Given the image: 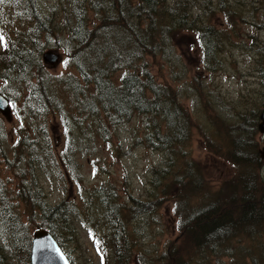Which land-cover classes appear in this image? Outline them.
<instances>
[{
  "label": "rangeland",
  "instance_id": "rangeland-1",
  "mask_svg": "<svg viewBox=\"0 0 264 264\" xmlns=\"http://www.w3.org/2000/svg\"><path fill=\"white\" fill-rule=\"evenodd\" d=\"M29 1L38 9L40 19L43 15L45 25L55 27V34L62 35L60 39L49 36L46 41L44 36L41 37L44 45L41 53L52 50L60 55L55 66L49 63L44 66V77L50 89V75L78 76L67 60L69 53L64 41L74 23L72 10L75 0ZM26 6L21 3L11 7L10 1L0 5L1 24L6 33L14 36L15 32L29 30L33 26L34 19L27 18ZM87 9L91 21L96 22L95 12L89 6ZM167 9L174 10L175 23L184 21L176 26L171 43L166 41L160 51L145 56L142 62L146 63L156 83L162 86L164 96L187 110L191 124V138L187 142L173 141L176 153L169 162V169L165 152L146 146L145 136L149 128L145 126L143 115L134 114L130 121L101 136L102 131L97 134L96 128L108 126L101 112L99 117H87L82 121L81 125L87 130L74 131L73 124L64 121L60 114L37 113L39 108L33 107V111L28 108L25 96L33 82L0 80V91L8 98L10 106L8 118L0 113L1 178L11 191L18 192L20 174L14 167L22 166L26 157L42 156L44 162H35L33 173L50 204L65 200L73 219L71 229L74 236L68 230L63 232L69 239L65 245L72 264H101L99 241L108 252V264H115L114 246L107 242V236H110L108 229L113 232L115 223L103 222L101 212L94 205H86L83 198L88 189L109 183L124 204L130 201L129 196L148 199L151 193L160 190L150 184L152 168L170 172L162 179L163 183L172 179L177 168L187 162L192 163L191 177L177 182L170 191L171 197L161 199L154 210L150 208L148 219L142 221L137 215L136 220L123 222L124 232L133 241V259L128 264H142L136 257L140 253L142 261L147 259L154 264H245L240 244L248 237L257 244L264 241V218L256 227L257 233L247 236L236 230L229 236L236 245L231 244L227 250L219 247L213 255L207 251L205 256L207 247L202 248L195 242L192 247L191 238L184 232L185 220L198 208L215 198L226 200L227 194L233 193L232 163L224 156L227 150L230 156L235 148L232 141L234 132H238V140L246 144L250 152L253 147L260 149L263 145V134L257 126L264 100V0H164L158 21L161 15L168 14ZM133 21L136 18L132 20L130 17L129 22L133 24ZM141 24H146L143 19ZM190 25L195 26L194 30L193 27L186 28ZM158 34L161 35V31ZM206 41L215 48L214 57L210 60L201 55L200 45ZM201 62L207 64L210 71H206ZM122 73L119 71L114 78L117 80ZM64 81L56 82L54 90L57 96L52 99L56 98L62 107L71 111L74 93L64 87ZM157 120L161 121L159 116ZM160 128L166 130L165 122ZM46 145L56 157L72 156L67 169L64 164L46 156ZM29 152L33 154L30 156ZM256 176L264 183V159ZM11 204L18 205L17 210L28 225L32 239L39 213L30 217V208L15 197ZM203 233V228L196 226L193 240L205 237ZM5 238L0 227L1 248H6L9 253L6 257L14 260L17 254L23 256V251L13 245L10 238ZM251 248L246 250L247 253L252 254ZM101 251L105 252L104 249ZM26 255L27 252L24 257ZM260 264H264V253Z\"/></svg>",
  "mask_w": 264,
  "mask_h": 264
},
{
  "label": "trees",
  "instance_id": "trees-1",
  "mask_svg": "<svg viewBox=\"0 0 264 264\" xmlns=\"http://www.w3.org/2000/svg\"><path fill=\"white\" fill-rule=\"evenodd\" d=\"M4 1H10L11 7L21 3L26 4L27 18H33L34 22L29 30L17 31L14 36H11L9 32L6 33L0 19V37H2L0 80L8 83L14 80L16 83L33 82L25 96L28 108L31 111L34 110L33 107L39 108L36 110L37 113L45 111V113L60 114L64 121L73 124L74 131L87 130L81 125L85 118L99 117L104 114L108 126L96 128V133L98 134L100 130L102 136L110 134V129L115 130L130 121L134 114L143 115L145 126L149 128L145 136L146 146L165 152V160L168 163L166 166L169 169L171 166L169 162L176 153L173 141L187 142L191 138L189 136L191 124L187 110L176 102L172 103L170 97L164 96V92L161 91L162 86L156 83L153 74L142 61L145 56L154 55L155 52L160 51L166 41L171 43L176 33L175 28H178L176 26L184 20L175 23L174 10L167 9L168 14L161 15L158 21L164 0H75L72 10L74 23L64 41L69 53L67 60L75 68L78 76L50 75L48 79L50 90L44 77L46 65L42 60L41 50L44 45L41 43V37L44 36L46 41L49 36L60 39L62 35L55 34V27L45 25L43 15L40 19L38 9L29 0H0V5H3ZM88 6L95 12L96 22L91 21ZM45 17L48 18V16ZM130 17L132 20L136 18L133 24L129 22ZM141 19L146 23L145 26L141 24ZM192 27L194 30V25L186 28ZM159 31L161 35L158 34ZM199 33L202 36L200 31ZM200 47L201 55H206L209 60L214 57L215 48L211 42H203V46L200 45ZM201 66L206 71H210L207 64L201 62ZM119 71L123 73L116 80L114 77ZM59 80H65L64 87L74 93L71 111L62 107L56 98L52 99L53 96H57L54 87ZM158 116L160 122L157 120ZM162 122H165L166 130L160 128ZM236 133L238 132L232 135V141L235 143L233 152L229 156L230 151L227 150L224 156L232 163L233 193L227 194L226 200L215 198L213 202H207L184 223L186 227L184 232L188 234V238H191L190 245L194 247L195 242L202 248L207 247L205 256L207 251L213 255L219 247L227 250L231 244L235 246L236 242H233V238L229 236L236 230L241 235H254L259 231L256 230L257 225L264 218V183L256 176L262 162L259 148L253 147L255 152L253 148L250 152L247 150V145L238 140ZM44 151L52 161L64 164L67 169L68 161L72 159L71 155L56 157L49 149V145L45 146ZM31 154L33 152H29L30 156ZM37 161L43 163L44 159L40 155L37 158L26 157L22 166L14 167V170H19L20 174L18 192L11 191L7 187L6 182L1 178L0 170V227L6 238H10L13 245H17L23 251V256L17 254L14 258L19 261L16 263L13 259L6 257L9 253L6 248L2 250L0 243L2 264H30L29 227L22 221L17 210L18 205L11 204L13 197L30 208V217L39 213L35 222L36 227L46 229L72 263L65 245V241L69 239L64 237L63 232L68 230L72 233L73 219L70 218L65 200L50 204L45 199L33 173V164ZM191 164L187 162L185 166H179L172 174V179L163 183L162 179L170 172L162 171L157 167L152 168L150 184L154 189L160 190L158 193H151L148 199L129 196L130 201L124 204L109 183L106 184L107 186L102 184L86 191L83 198L86 205L88 207L94 205L97 211L101 212L103 222L107 224L114 222L117 228L113 232L109 228L110 236H107L108 244L114 246L115 264L123 262L128 264L133 259L131 254L133 241L124 232L123 222L136 220L137 215L142 221L148 219L150 208L154 210L161 199L167 200L171 197L170 191L177 182H181L184 177H191L193 172ZM160 173L163 176H160ZM129 203L132 204L126 207ZM196 226L203 228L205 237H198L199 239L194 241L192 234ZM71 235L74 236L73 233ZM222 240H225L224 243L220 242ZM262 243L264 246V241ZM262 243L257 244L252 237H248L244 243L240 244L245 264L262 263L264 253ZM99 244L101 245L99 249L101 264H108V252L102 245V241H99ZM250 247H252V254L246 251ZM102 249L105 252H102ZM25 252L28 255L24 257ZM136 257L142 264H154L147 259L142 261L141 253Z\"/></svg>",
  "mask_w": 264,
  "mask_h": 264
},
{
  "label": "water",
  "instance_id": "water-1",
  "mask_svg": "<svg viewBox=\"0 0 264 264\" xmlns=\"http://www.w3.org/2000/svg\"><path fill=\"white\" fill-rule=\"evenodd\" d=\"M42 60L51 66H55L60 61V55L52 50H47L42 53ZM9 112V100L0 92V113L8 118ZM259 119L260 122L257 127L264 139V100ZM259 154L261 158H264V140L261 149H259ZM30 262L31 264H70L51 234L40 227H37L32 234Z\"/></svg>",
  "mask_w": 264,
  "mask_h": 264
},
{
  "label": "snow or ice",
  "instance_id": "snow-or-ice-1",
  "mask_svg": "<svg viewBox=\"0 0 264 264\" xmlns=\"http://www.w3.org/2000/svg\"><path fill=\"white\" fill-rule=\"evenodd\" d=\"M0 41H2V37H0Z\"/></svg>",
  "mask_w": 264,
  "mask_h": 264
},
{
  "label": "bare ground",
  "instance_id": "bare-ground-1",
  "mask_svg": "<svg viewBox=\"0 0 264 264\" xmlns=\"http://www.w3.org/2000/svg\"><path fill=\"white\" fill-rule=\"evenodd\" d=\"M203 110V109H202Z\"/></svg>",
  "mask_w": 264,
  "mask_h": 264
}]
</instances>
